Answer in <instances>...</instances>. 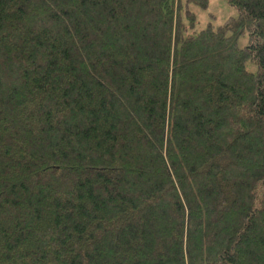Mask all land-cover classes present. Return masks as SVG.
I'll list each match as a JSON object with an SVG mask.
<instances>
[{
    "label": "trees",
    "instance_id": "16d2710c",
    "mask_svg": "<svg viewBox=\"0 0 264 264\" xmlns=\"http://www.w3.org/2000/svg\"><path fill=\"white\" fill-rule=\"evenodd\" d=\"M227 1L0 0V264H264V0Z\"/></svg>",
    "mask_w": 264,
    "mask_h": 264
},
{
    "label": "rangeland",
    "instance_id": "374dc122",
    "mask_svg": "<svg viewBox=\"0 0 264 264\" xmlns=\"http://www.w3.org/2000/svg\"><path fill=\"white\" fill-rule=\"evenodd\" d=\"M190 11L196 15V25L189 30V34L196 35L204 30L209 23H212L214 27L225 24L232 18H238L239 12L236 8L231 6L227 0H208L207 8H201L198 5L190 4ZM249 44V35L246 32L239 40V46L241 48L246 47ZM247 69L252 72H258V66L255 63H248Z\"/></svg>",
    "mask_w": 264,
    "mask_h": 264
}]
</instances>
